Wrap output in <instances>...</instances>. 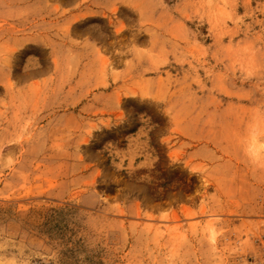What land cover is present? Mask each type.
I'll use <instances>...</instances> for the list:
<instances>
[{"label":"rangeland","instance_id":"obj_1","mask_svg":"<svg viewBox=\"0 0 264 264\" xmlns=\"http://www.w3.org/2000/svg\"><path fill=\"white\" fill-rule=\"evenodd\" d=\"M0 101V264L264 258V0H0Z\"/></svg>","mask_w":264,"mask_h":264},{"label":"built area","instance_id":"obj_2","mask_svg":"<svg viewBox=\"0 0 264 264\" xmlns=\"http://www.w3.org/2000/svg\"><path fill=\"white\" fill-rule=\"evenodd\" d=\"M248 264H264V258H255L249 261Z\"/></svg>","mask_w":264,"mask_h":264},{"label":"crops","instance_id":"obj_3","mask_svg":"<svg viewBox=\"0 0 264 264\" xmlns=\"http://www.w3.org/2000/svg\"><path fill=\"white\" fill-rule=\"evenodd\" d=\"M1 102V101H0ZM69 117H72V113L71 112H69Z\"/></svg>","mask_w":264,"mask_h":264}]
</instances>
